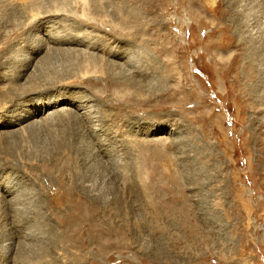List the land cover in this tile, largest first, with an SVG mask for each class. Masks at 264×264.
I'll use <instances>...</instances> for the list:
<instances>
[{"label": "rangeland", "instance_id": "obj_1", "mask_svg": "<svg viewBox=\"0 0 264 264\" xmlns=\"http://www.w3.org/2000/svg\"><path fill=\"white\" fill-rule=\"evenodd\" d=\"M25 1L0 0V59L45 38L24 24ZM40 2L42 14H70L53 18L50 34L92 36L32 57L31 75L48 68L78 100L21 126L12 123L28 109L1 91L12 65L0 68L1 194L13 212L42 196L57 233L41 236L42 263L264 264V0ZM89 114L82 131L76 116ZM49 185L61 193L55 213ZM34 243L24 247L37 256Z\"/></svg>", "mask_w": 264, "mask_h": 264}, {"label": "bare ground", "instance_id": "obj_2", "mask_svg": "<svg viewBox=\"0 0 264 264\" xmlns=\"http://www.w3.org/2000/svg\"><path fill=\"white\" fill-rule=\"evenodd\" d=\"M85 1V0H84ZM85 3V2H84ZM103 3V2H102ZM87 4V3H85ZM84 4V6H86ZM12 6V5H10ZM24 6V4H23ZM42 7V2H40V0H27L25 1V8L26 9H30L29 13L27 12V14L29 15V18H27L26 20H28V23H26V21L24 22V24L26 26H31L32 27H35L37 28V30H39V28H41V33L43 34V37L45 38H38V40L36 42H28V41H23L24 43H17L18 45L15 46V47H12L10 48V51L7 53L8 55L7 56H3L0 60V68H3L4 66H7V65H12L11 68H9V70L3 72L4 73V76H3V82L5 83L4 86H5V89H2L1 91L3 93H5L7 96H8V93H9V96L12 97V100L13 101H16L17 102V106H21V107H24L26 109H28V119H17V120H14V122L12 124H15L17 126H21L23 122H29V120H34V119H39L38 117L43 115V114H46L47 112L49 111H52V110H56L59 108V110L61 109H65L63 108V106H69V105H75L73 104L75 101H77L78 99L76 97H78V93H76L74 96L72 95V97L68 96L67 93L63 92L61 93L60 91H62L61 89L62 88H67V86L69 85H62L61 83L64 82L66 80V78H63V77H50L49 74L51 73H48L46 72L48 70L47 69H41L39 70V67H36L35 65V70L36 71H40V74H43V75H35L34 72H33V75L30 74V69L33 67L34 65V61L33 62L31 61L36 55H38L42 50H44L45 48L49 47V45H77L76 47H78L79 45H81L83 43V41H85V39L87 40V43L89 44L90 41L92 40V36L90 37L89 34L87 35H83V38H76L77 36L76 35H73L74 34V28L73 29H70L68 31H70L71 34L68 35V38H66V40H63V39H59L60 36L59 35H52V33L50 34V31H53L54 29V22L55 21H52L53 18L57 17V16H64V17H69V15L62 11V10H59L58 8L57 9H52L51 11H47L45 13L42 14V12H40L39 10L41 9ZM104 7V5H103ZM1 8V7H0ZM16 8L14 9H6L7 11H9L12 15L15 14V11ZM42 10V9H41ZM84 11V10H83ZM87 11V10H85ZM84 11V12H85ZM90 11V10H89ZM73 14V13H72ZM90 14V13H89ZM101 14V13H100ZM60 18V17H59ZM72 18V16H71ZM1 19L3 18H0V21ZM56 19V18H55ZM89 19V18H88ZM62 20V18H61ZM61 20L59 22H61ZM91 21V20H90ZM186 22L189 24V19H186ZM45 26H41V25H44ZM50 24H53V25H50ZM56 25V24H55ZM60 25V24H59ZM31 27V28H32ZM66 27V26H65ZM64 27V28H65ZM68 28V27H67ZM66 28V30H67ZM72 28V27H71ZM29 29V28H28ZM79 30V29H77ZM76 30V32H77ZM73 33V34H72ZM85 33V32H83ZM88 33V32H87ZM76 36V37H75ZM103 38V37H101ZM95 39V38H94ZM93 39V40H94ZM100 39V38H99ZM83 40V41H82ZM97 40V39H96ZM101 40V39H100ZM93 42V41H92ZM103 42V41H101ZM94 43V42H93ZM16 44V43H15ZM22 52L24 54H21L19 56H21L20 58L19 57H14V56H11V52H13L15 50L16 47H20V45H22ZM98 44V43H97ZM91 45V44H89ZM99 46H102V45H99ZM110 46V45H109ZM93 47V46H92ZM108 47V46H107ZM82 48V47H81ZM89 48V46H88ZM95 48V47H94ZM105 48V47H104ZM20 49V48H19ZM87 50V48H86ZM98 51V50H97ZM115 51V50H114ZM89 52V51H88ZM93 52V51H91ZM103 53L104 55L108 56V58H117V59H121L122 57H120L121 55L118 53V52H112V50L109 48H105L103 50ZM106 53V54H105ZM91 54V53H90ZM13 55V54H12ZM16 55V54H15ZM92 55V54H91ZM31 56V57H29ZM33 57V58H32ZM32 63H31V62ZM40 63V61L38 62ZM88 65V64H87ZM39 66V65H38ZM120 67V66H119ZM7 68V67H6ZM87 69V67H86ZM94 69V68H93ZM30 70V71H29ZM82 70V69H81ZM121 70V69H120ZM12 71V72H11ZM14 71V72H13ZM42 71L46 72V73H42ZM84 71V70H83ZM89 71V70H88ZM95 71V70H94ZM8 72H11L10 74L13 75V77L11 79L8 78V76H6V74ZM24 73H27V74H24ZM89 73V72H88ZM92 73V72H91ZM31 75L30 77H28L29 75ZM82 74V73H81ZM80 74V75H81ZM86 74V73H84ZM3 75V74H2ZM25 75V76H24ZM56 75V74H54ZM90 75V74H88ZM87 75V76H88ZM105 75V74H104ZM70 76V75H69ZM86 76V77H87ZM82 77V76H81ZM23 78V79H22ZM68 78V77H67ZM75 78V73H73V75L70 77V79H73ZM79 78V77H77ZM83 78V77H82ZM87 78H90L89 76ZM91 78H92V75H91ZM90 78V79H91ZM94 78V77H93ZM103 78V77H102ZM122 78V77H121ZM22 79V80H21ZM80 79V78H79ZM84 79V78H83ZM113 79V78H112ZM116 79V78H115ZM115 79H113L115 81ZM88 80V79H87ZM68 81H69V78H68ZM68 81L66 83H68ZM74 81V80H73ZM81 81V80H80ZM118 81V80H117ZM71 83H72V80H71ZM74 83V82H73ZM77 83V82H76ZM121 84V81L119 82ZM87 84V83H86ZM90 84V83H89ZM87 84V85H89ZM114 84V83H113ZM119 84V85H120ZM111 85V84H110ZM72 86H74L72 84ZM91 87V86H90ZM63 89V90H64ZM0 91V92H1ZM52 91V92H51ZM69 91V90H68ZM54 92H60V94L58 93L57 96H58V99H57V102H56V98L55 97H52L53 93ZM106 92V91H105ZM118 92V91H117ZM122 93V92H121ZM49 94H52L51 96ZM82 94V93H81ZM6 96V98H7ZM62 97L59 99V97ZM82 96V95H81ZM86 96V95H83V97ZM101 96V94H100ZM103 97V96H102ZM121 97V95H120ZM1 98V97H0ZM64 98V99H63ZM71 98V100H70ZM72 98H73V101H72ZM82 98V97H80ZM85 98V97H84ZM115 98V97H114ZM122 98V97H121ZM120 98V99H121ZM89 99V98H88ZM118 101L119 98H117ZM80 100V99H79ZM87 100V99H86ZM84 100V103L85 101ZM122 101V100H121ZM7 102V101H6ZM15 102V103H16ZM79 102V101H78ZM83 102V101H82ZM89 103V102H88ZM79 104L76 103V107L73 108V115L76 114V112H79L77 111L78 110V106ZM85 105V104H84ZM91 105V103H90ZM122 105V104H121ZM82 106V105H81ZM72 107V106H71ZM84 107V106H83ZM121 107V106H120ZM93 108V107H92ZM91 108V109H92ZM80 109V107H79ZM82 109V108H81ZM94 109V108H93ZM69 110V109H68ZM67 110V111H68ZM88 110V109H87ZM84 111V110H83ZM86 113V110L85 112ZM49 114V113H48ZM83 114V113H82ZM81 114V115H82ZM61 115V114H60ZM72 115V116H73ZM90 115V114H89ZM87 117V121H84L82 120V118L78 115L76 117H78V119H76V122L80 125V129L82 131H84L83 127H84V124L83 123H86V122H90V121H93L95 122V119H96V115H90ZM14 116V115H13ZM46 116V115H44ZM44 116H41V117H44ZM85 116V115H83ZM46 118V117H45ZM75 118V117H74ZM48 119V118H47ZM47 119L43 120V123H46ZM93 119V120H92ZM23 122H20L22 121ZM41 120V119H40ZM85 120V119H84ZM37 121V120H36ZM35 122V121H34ZM88 122V123H89ZM92 122V123H93ZM97 122V121H96ZM37 123V122H36ZM86 123V124H88ZM99 124V122H98ZM86 126V125H85ZM90 125H88L89 127ZM95 126V125H94ZM98 126V125H97ZM87 127V126H86ZM87 127V129H88ZM99 127V126H98ZM86 129V130H87ZM21 131H23V128H21ZM82 133V132H81ZM77 134V133H76ZM80 135V132H78V136ZM90 135V134H89ZM82 138L84 137V135H80ZM77 137V135L75 136ZM103 137V136H101ZM79 138V137H78ZM77 138V140H78ZM99 139V138H98ZM102 139V138H101ZM106 140V139H105ZM105 140L102 142L101 144V147H103V144L105 142ZM72 141H69V143L67 142L66 145H72ZM62 145V146H61ZM55 146H57L59 149H62L63 147H65V143H59V142H56ZM104 150V149H103ZM86 151V150H85ZM101 151V148H99L97 150V154H99L98 156L102 155V153H100ZM103 152V151H101ZM55 153V152H54ZM54 153H49V154H54ZM107 153V152H106ZM104 154V153H103ZM106 155V154H105ZM22 158V157H21ZM106 158V157H105ZM56 161V160H55ZM22 164V163H21ZM49 164V163H48ZM61 164V163H60ZM7 165V164H6ZM47 165V164H46ZM48 166V165H47ZM44 167V165H43ZM46 167V166H45ZM56 167V166H55ZM54 168V166H53ZM62 168H64L62 166ZM59 171V170H58ZM45 173V172H44ZM117 173V172H116ZM2 175V174H1ZM121 177V176H120ZM33 178V177H32ZM80 178V185L82 187V189L84 190L85 189V183H82L83 179L81 176H79ZM101 179V178H100ZM10 181V180H9ZM43 181V180H42ZM117 181V180H116ZM9 182H5V180H2L0 181V264H41L44 260V254L42 251L43 250V246H41V243L39 242L41 239V236L44 235L45 233V229L47 228L48 230V233H52L53 235H56L57 233L55 232L56 231V226H53V224L51 223H48L46 220H45V216L43 215V211H45L47 208H45L44 210V206L42 205V202H43V198L42 196L40 195V197H38L37 201H35V208L31 209L32 207H26V208H23V210L21 211H17V212H13L11 209V207L9 208L8 206V203L6 204L4 201H3V195L1 194L2 192L5 194L7 193L6 191H4L6 189V184H8ZM9 185V184H8ZM47 185V184H45ZM116 186V185H115ZM40 189L42 190L44 188V182L43 184L40 183L39 185ZM117 187V186H116ZM56 190L54 192H51L50 189V185L47 187L45 186V192L47 195H49L48 197L51 199V203H52V208L53 209V212L55 213L56 212V209H55V204H59V199L61 197V193L58 192L57 190V187H55ZM61 188V187H60ZM115 188V187H114ZM59 189V187H58ZM48 190V191H47ZM21 191V190H19ZM43 191V190H42ZM57 191V192H56ZM13 192V191H12ZM15 192V191H14ZM89 192V191H88ZM22 193V192H21ZM24 193V192H23ZM22 193V194H23ZM8 194V193H7ZM14 194V193H13ZM12 194V195H13ZM9 195H11L9 193ZM100 197L101 198L102 196L105 195L101 193H99ZM32 196V195H31ZM97 196V195H96ZM20 197V196H19ZM24 197V196H23ZM44 197V196H43ZM17 198V197H16ZM27 198V197H26ZM14 203H17V202H22L20 200H17L15 198H12ZM70 199V198H69ZM47 200V199H46ZM12 205V204H11ZM10 205V206H11ZM24 206V205H22ZM59 206V205H58ZM46 207V206H45ZM16 209V208H15ZM14 209V210H15ZM90 211V210H89ZM85 212V211H83ZM77 213V212H76ZM42 218V219H40ZM79 220V219H78ZM39 223V226L36 227V229L34 228V230L32 231L30 228L32 226H34L35 224ZM83 223V222H82ZM52 237V236H51ZM46 239V238H45ZM44 238L42 240L46 241ZM37 240V241H36ZM48 240V239H47ZM27 241H31V242H35L34 244H37L38 245H35L37 246V249L34 253H38L37 256H33L31 254V251L30 248L29 250L28 249H25L24 246H26L27 244H25ZM33 244V245H34ZM32 245V243H31ZM49 245V244H48ZM30 246V244H29ZM36 248V247H35ZM46 251V250H45ZM33 252V251H32ZM45 261V260H44ZM73 261V260H72ZM43 264V263H42Z\"/></svg>", "mask_w": 264, "mask_h": 264}]
</instances>
